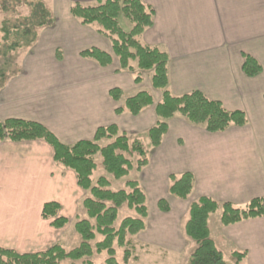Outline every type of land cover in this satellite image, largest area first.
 Masks as SVG:
<instances>
[{
  "label": "crops",
  "instance_id": "crops-1",
  "mask_svg": "<svg viewBox=\"0 0 264 264\" xmlns=\"http://www.w3.org/2000/svg\"><path fill=\"white\" fill-rule=\"evenodd\" d=\"M97 1L105 0H67V6L70 10L75 2ZM141 1L154 11L153 25L141 40L167 54L169 92L181 96L199 91L247 119L246 126L221 133H208L178 117L167 121L160 146L149 150L148 164L137 179L146 199L149 193L156 202L168 203L169 211H156L157 218L162 220L164 214L167 221L177 219L200 198L243 207L264 197V0ZM68 14V24L61 29L54 19L49 33H38L24 72L0 87V121L39 123L66 146L92 140L98 128L109 125L127 135L145 133L156 124L154 106L160 92L150 82L146 88L143 81L135 84L130 73L119 70L108 40ZM91 47L108 54L111 64L102 67L81 58L82 50ZM45 51H51V58ZM244 55L259 64L260 75H244ZM113 88L122 91L120 102L109 96ZM141 91L151 94L152 106L137 116L115 114ZM184 173L194 178L190 197L181 201L167 196L169 177ZM86 197L74 173L54 163L52 148L44 141L0 143V248L38 253L61 243L63 228L53 229L41 218L43 205L57 203L69 225L82 214ZM210 218V238L217 248L218 243L232 246L237 250L232 253H245L243 260L249 264H264V217L230 226L219 223L215 237ZM173 227L164 226L171 238Z\"/></svg>",
  "mask_w": 264,
  "mask_h": 264
},
{
  "label": "trees",
  "instance_id": "trees-1",
  "mask_svg": "<svg viewBox=\"0 0 264 264\" xmlns=\"http://www.w3.org/2000/svg\"><path fill=\"white\" fill-rule=\"evenodd\" d=\"M26 8L27 15L17 16L19 9ZM0 10L10 17L2 22L0 33L4 57L22 47L30 48L37 41V30L50 28L54 18L41 0H0ZM70 15L82 26L93 27L94 31L107 39L113 55L118 61L119 70L132 75L135 84L143 81L142 73L151 72L152 89L160 92L161 99L154 106L156 124L144 135L151 148H157L167 131V121L178 117L187 123L201 127L208 133H221L229 127L242 128L247 125L246 115L241 111H227L220 102L210 100L199 91L181 96H173L168 90V61L166 53L155 47L142 43L143 33L152 27L154 11L141 0H105L97 1L96 6H84L72 3ZM123 17L131 24L129 31H124L119 24ZM56 59L61 60L59 50ZM80 57L94 61L102 67L111 64V57L96 48L80 53ZM242 72L248 78H255L261 73V67L251 57L243 56ZM122 91L113 88L109 96L120 102ZM153 99L146 91L127 98L123 105L116 108L115 114L128 113L139 115L142 110L152 106ZM41 140L53 151V161L61 168L74 173L77 186L88 193L82 201L88 219L75 223V232L82 242L78 247L65 251L60 243L38 253H17L0 248V264H59L69 259L72 261L90 258L93 250L90 242L96 235L101 237L94 245L96 253L106 252L105 264H118L115 259L114 244L123 250V262L126 264L132 257L129 236H135L145 230L147 217L146 196L136 180L125 182L127 190L112 192L110 181L99 177L95 182L92 174L96 169L94 156L100 154L106 173L116 180L126 178L132 170V164L124 154L137 156L135 170L141 171L148 163V151L138 136L130 139L118 130L115 125L100 127L95 131L92 140L78 141L71 146L62 144L44 126L20 119L0 121V143H19ZM109 141L101 147V141ZM168 193L174 198L186 201L194 187V178L190 173L170 176ZM109 204V205H108ZM126 205L133 209L138 218H124L115 229L118 210ZM157 208L162 213L169 211L168 203L161 199ZM220 210V223L223 226L238 224L243 221L264 217V197L251 200L243 207H235L229 203H217L209 198H200L189 205L188 220L184 226L185 236L195 242L196 248L190 254L186 264H227L224 255L218 250L210 238L208 219ZM41 218L50 222L53 229H62L68 220L60 216V206L55 202L45 203L41 210ZM94 224H92V222ZM236 263L241 262L246 254L234 252ZM84 264H93L84 261Z\"/></svg>",
  "mask_w": 264,
  "mask_h": 264
},
{
  "label": "rangeland",
  "instance_id": "rangeland-1",
  "mask_svg": "<svg viewBox=\"0 0 264 264\" xmlns=\"http://www.w3.org/2000/svg\"><path fill=\"white\" fill-rule=\"evenodd\" d=\"M41 1L45 4V6L52 13V16L55 19V21L57 22V24L60 25V26H58L59 27L58 29H61L60 27H62V25L68 24L69 9L67 6V0H41ZM96 4H97V2H93V3H88L84 6H96ZM27 13H28V10L26 8H21L18 10L16 17L17 16H25V15H27ZM9 17H10L9 15L3 14L2 11L0 10V27L2 25V22ZM70 17L72 19H74L71 15H70ZM118 21H119L121 28L124 31H129L131 29V24L129 23L128 20L124 19L123 17H119ZM65 27H67V26H65ZM50 28H48V29H50ZM89 28L94 30L93 27H89ZM48 29L46 28V29H43L41 31L37 30V33L41 32L44 36L45 34L49 33ZM32 47H34V44L30 48L22 47L20 49H16V51L9 53L7 57H4L2 55V53L4 51L3 45H2V34L0 33V87L3 86L12 77L16 76L19 73L24 72V70H25L24 63L27 61L26 59H27L28 54L30 53V49ZM91 48H93V47H91ZM87 49H90V48H86L84 50H87ZM84 50H82V51H84ZM50 52H47V51L44 52L47 59H48V57H47L48 54H50L49 58H51V56H52V54ZM28 59H29V57H28ZM45 61H46V65L49 66L50 62H48V60H45ZM142 77H144L143 83H144L145 88H146V86L148 85L147 83L150 82L151 72H145ZM151 91L154 94L153 90H151ZM127 96H130V95H127ZM121 100H122V98H121ZM29 122H32V121H29ZM128 136L130 137V139L138 136V138L142 142L144 148L148 151V154H149L150 149H154V148H151L149 146V140L144 135V133L135 134V135H128ZM108 143H109V141L103 140L99 143V145L101 147H103V146H106ZM124 156L132 164V170L129 172V174L126 178H123L121 180H116L111 175L106 173L104 170L103 164H102V158H101L100 154H96L94 156V162L96 164V169L92 174V180L95 182L101 176L106 177L110 181L109 190L112 192H116L119 190H127L125 187L126 181L136 180L138 182L137 179H139V176H140L139 173L141 171L137 172L135 170L136 163H137V156L132 155V154H128V153L124 154ZM141 189H142V187H141ZM166 193H167V196L173 197L168 193V191H166ZM87 196H88V193H87ZM157 203L158 202H156V199L154 197H150L149 193H148V197L146 199V206H147V212L149 213V221H148V213H147V217L145 219V230L143 232L139 233L138 235L128 237V239L131 242L132 257L130 258L129 262H127L126 264H186L188 257L196 248L195 242L188 239L184 233V226L188 220V211L187 210H184V211L181 210L179 215H178V218L174 219L172 221H167V218H165V217H168V216H164V214H163V215H161V217H162V220H161V219L157 218V216L155 214L156 211L158 213L162 214V212H160L157 208ZM81 211H82V214L80 212L79 216H77L74 220L71 221V224L69 223V225L67 224L63 228L64 232H62V233H63L64 239L62 240V242L60 244L64 248L65 251H70V250L78 247L79 244L82 242L80 236L75 232V229H74V225L77 221L83 220V219H88L86 212H85L83 207H82ZM220 214H221V211L218 210L214 214H212L211 218H210V227H211L212 234L214 237H215V231H217L216 227H219V225H220L219 224L220 223V220H219ZM124 218H138V215L133 209L128 208L126 205L121 206L118 210L117 220L114 224L115 229L118 227L119 223ZM91 222H92V224H94L93 221H91ZM171 222H173V223H171ZM169 224H173L174 227L172 225H169ZM164 226L167 229H168V227H170V228L173 227V229H172L173 237L172 238H171V236H169L168 233H166V231H165L166 228H164ZM72 232L74 233L76 238L75 237L72 238V236H71ZM100 239H101V237L99 235H96L95 240H93L89 243L92 250H93V254L90 258H85L84 260H79V261H72V260L66 259V260L60 262L59 264H84V261H86V260L91 261L93 264H105V260L108 257L106 252H102V253L98 254V253H96L95 247H94L96 242ZM7 240H9V239H7ZM19 240L24 241L22 239H19ZM215 240H216V242H218L217 238ZM12 243H14V242H12ZM167 244L169 246H167ZM218 244H219L218 249L223 253L224 259H225L227 264H249L248 260H242L241 262L236 263V259L232 256V251H237V250L232 246L227 247L226 245H222L220 243H218ZM113 248L115 250V259L117 260L118 264H125L123 262V257H122L123 250L121 248H119L118 246H116V244H114ZM8 250H10V249H8Z\"/></svg>",
  "mask_w": 264,
  "mask_h": 264
}]
</instances>
